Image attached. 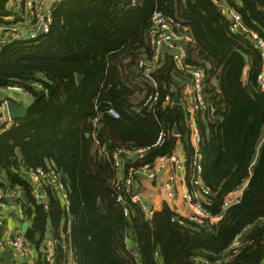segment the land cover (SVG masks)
Wrapping results in <instances>:
<instances>
[{
    "label": "trees",
    "instance_id": "1",
    "mask_svg": "<svg viewBox=\"0 0 264 264\" xmlns=\"http://www.w3.org/2000/svg\"><path fill=\"white\" fill-rule=\"evenodd\" d=\"M8 1L0 0V21L9 14ZM239 1L246 24L264 37V0ZM53 7L49 33L0 49V86L17 82L33 96L27 115L0 134V168L12 186H23L29 197L25 205L33 222L25 235L35 240L48 224L61 225L64 212L58 201L51 196L50 209L45 210L22 176L28 166L53 165L63 172L70 189L74 264H198L194 256L216 259L238 235L242 246L225 264H264V92L256 84L259 51L246 36L230 31L228 20L211 0H139L135 5L130 0H62ZM156 9L188 28L192 38L187 63L207 72V100L214 111L206 117L199 113L198 122L211 212L218 214L225 196L248 180L240 201L217 223L201 226L185 218L182 224L172 219L177 213L167 204L147 219L129 199V215H124L113 185L116 171L100 156L93 137L110 151L151 146L144 161L171 154L180 140L191 161L194 146L183 107L144 106L153 88L139 62L153 56L147 33ZM78 74L83 76L80 81ZM153 76L162 95L174 93L171 89L180 95L190 80L168 54ZM34 82L46 90L34 88ZM109 108H116L120 117L111 115ZM97 116L100 120L94 126ZM176 126L179 136L174 135ZM161 132L164 141L153 146Z\"/></svg>",
    "mask_w": 264,
    "mask_h": 264
},
{
    "label": "built area",
    "instance_id": "2",
    "mask_svg": "<svg viewBox=\"0 0 264 264\" xmlns=\"http://www.w3.org/2000/svg\"><path fill=\"white\" fill-rule=\"evenodd\" d=\"M138 1L130 0L133 5ZM211 1L228 20L230 31L246 36L259 51L261 62L256 84L258 89L264 92V37L244 21L239 10L241 1ZM54 4H47V0H9V14L3 16L0 21V49L14 41L38 38L40 29L43 35L49 33L54 19ZM147 34L153 56L151 60H140L139 66L143 69L144 77L150 81L153 91L146 98L144 106L155 108L161 103L163 108L173 107L175 104L183 107L187 113V123L194 146L191 161L189 162L180 140L171 154L159 156L153 161H144L151 146L117 147L110 151L93 135L99 146V154L111 161L116 171L113 185L119 192L117 199L123 204L124 215H129V207L126 204L129 199L143 211L147 219L167 204L177 213L172 219L182 224L186 223V219L201 226L208 222L217 223L231 206L240 201L248 180L242 181L235 190L225 196L218 214L211 212L212 191L203 178V153L200 147L203 134L198 122L199 113L206 117L214 111L207 100L206 69L187 63V44L191 37L188 35V28L179 19L156 9L152 14ZM165 54L190 76L189 83L180 94L179 103L175 100L174 89H171L174 93L161 94L160 83L153 76ZM33 87L46 90L40 82H34ZM30 97H33L31 90L20 83L0 86V134L17 121L10 116V102L25 105ZM107 111L114 117H120L116 108H109ZM99 120L100 116L94 119V126ZM174 135L179 136L180 133ZM164 136L165 133L161 132L153 146L161 144ZM23 171L25 172L22 176L29 183V190L35 202L49 210L50 198L53 196L63 210L64 217L60 227L48 224L42 235H37L35 240L29 239L21 229L24 222L28 223V229L32 227L33 222V216L29 217L26 202L21 196L25 189L19 184L12 186L0 170V264H74L70 189L63 172L53 165L28 166ZM177 198H181L185 203L187 212L180 209ZM12 216L21 223L20 228L14 229L8 224L7 220ZM241 246L242 240L238 235L220 257L211 259L196 255L193 259L198 264H225L239 252ZM129 248L132 249L134 258L139 260V253L134 246L130 244ZM5 251L10 252L9 260L2 257ZM155 256L156 259L160 258L159 250L155 251Z\"/></svg>",
    "mask_w": 264,
    "mask_h": 264
},
{
    "label": "water",
    "instance_id": "3",
    "mask_svg": "<svg viewBox=\"0 0 264 264\" xmlns=\"http://www.w3.org/2000/svg\"><path fill=\"white\" fill-rule=\"evenodd\" d=\"M42 35H43V32L40 29L39 32H38V36H42ZM188 35L192 38V34L190 32H188ZM164 49H166V47ZM243 56H244V59L247 62L249 60L248 56L246 54H243ZM82 78H83V76L81 74H78L77 75L78 81H80ZM214 83L218 85V79L215 78L214 79ZM175 100H176L177 103L180 102V95L177 92H175ZM28 109H29L28 106H25L23 104L16 103L14 101H11L10 104H9V113H10V116L12 118L16 119V120L17 119H20V118H24L27 115ZM175 133H179V129H178L177 126L175 127ZM24 162L26 163L25 160H24ZM66 176L68 177V174H66ZM21 196H22L23 200L26 203L29 202V197H28L26 191H22ZM98 206H99L100 210L102 212H104V208H103V205H102L101 202L98 203ZM27 231H28V223L27 222H24L23 223V232L26 233ZM2 257L5 260H9L10 259V252L9 251H5L2 254Z\"/></svg>",
    "mask_w": 264,
    "mask_h": 264
},
{
    "label": "crops",
    "instance_id": "4",
    "mask_svg": "<svg viewBox=\"0 0 264 264\" xmlns=\"http://www.w3.org/2000/svg\"><path fill=\"white\" fill-rule=\"evenodd\" d=\"M59 2V1H62V0H47V4H49V5H53L55 2ZM227 1H229V2H231L230 0H227ZM227 20V19H226ZM246 72H247V69H246ZM32 101H33V97H30V98H28V101L26 102V106L28 105H30L31 103H32ZM18 153H19V155H20V157L21 158H23V155H22V153H21V151L20 150H18ZM24 160L25 159H23V163H24V165H26L27 164V161H26V163L24 162ZM23 168V167H22ZM24 169V168H23ZM0 170L3 172V170L0 168ZM3 174H4V172H3ZM4 176H5V174H4ZM6 177V176H5ZM148 193V192H147ZM177 203L179 204V206H180V209L183 211V212H187L188 210H187V206L185 205V203L182 201V199L181 198H177ZM8 224L9 225H11L12 227H14V229H18V228H20V225H21V223H19V222H17V220L12 216V217H9L8 218ZM21 229L23 230V225L21 226Z\"/></svg>",
    "mask_w": 264,
    "mask_h": 264
}]
</instances>
